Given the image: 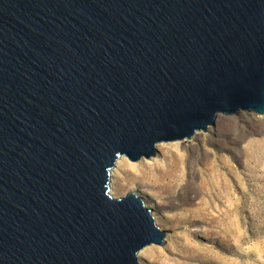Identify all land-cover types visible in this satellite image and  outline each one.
<instances>
[{"label": "water", "instance_id": "obj_1", "mask_svg": "<svg viewBox=\"0 0 264 264\" xmlns=\"http://www.w3.org/2000/svg\"><path fill=\"white\" fill-rule=\"evenodd\" d=\"M264 116V0H0V264L164 245L116 162Z\"/></svg>", "mask_w": 264, "mask_h": 264}, {"label": "rangeland", "instance_id": "obj_2", "mask_svg": "<svg viewBox=\"0 0 264 264\" xmlns=\"http://www.w3.org/2000/svg\"><path fill=\"white\" fill-rule=\"evenodd\" d=\"M173 167L176 182L165 171ZM162 170V181L148 180ZM111 173L112 197L137 194L155 210L156 225L166 233L163 246L145 248L152 255L138 254L140 264H184L174 258L192 254L172 251L189 238L187 231L195 236L190 247L210 264H264V118L219 116L209 132H198L184 143L160 144L149 161L125 158ZM223 186L228 195L211 197L208 204L210 189ZM190 214L199 222L177 229Z\"/></svg>", "mask_w": 264, "mask_h": 264}, {"label": "bare ground", "instance_id": "obj_3", "mask_svg": "<svg viewBox=\"0 0 264 264\" xmlns=\"http://www.w3.org/2000/svg\"><path fill=\"white\" fill-rule=\"evenodd\" d=\"M260 117H262V118H264V116H260ZM218 118V117H217ZM215 125V124H214ZM213 126H209L208 128H207V131L206 132H209L210 131V128H212ZM198 132H196L195 134H194V136L193 137H191V138H194L195 136H196V134H197ZM204 133V132H203ZM190 138V139H191ZM190 139H185L186 141L187 140H190ZM185 140H182L183 141V143L185 142ZM183 145V144H182ZM124 160H125V158H120L117 162H116V165H115V167L114 168H116V166L117 165H119V164H124ZM159 164V163H158ZM156 166V167H155ZM155 166H153L154 168H156L157 169V166L158 165H155ZM113 172H114V169L112 170ZM111 171V172H112ZM165 171L167 172V174H168V178H170V180L171 181H173V182H176L177 181V176H176V172H177V170H175V167H173V168H167V169H165ZM160 172V174L158 175V173H156L158 176H154V178H148V180L149 181H152V183L153 182H155V184H157V182L158 181H162L163 180V170L162 171H159ZM112 174V173H111ZM165 175V174H164ZM110 179H111V175H110ZM112 182V181H111ZM161 183V182H160ZM110 185H111V183H110ZM226 184H224V186H225ZM215 186H218V184H215ZM223 186V189H219V188H214L212 191H211V189H210V191L208 192V194H207V198H208V204H209V202H211V200H210V198L211 197H226L227 195H228V192H226L227 190H226V187H224ZM110 189H111V192H110V194L112 195V191H114V188H113V186L111 185L110 186ZM206 196V195H205ZM144 202V201H143ZM145 204V203H144ZM146 205V204H145ZM150 205H152V204H150ZM147 207H148V205H146ZM154 207V206H153ZM152 208V206H149V209L152 211L151 212V214H152V216H153V218L155 219V217L154 216H156L155 215V210L153 209H151ZM235 209H236V213H237V207H235ZM238 214V213H237ZM194 214L193 215H191L190 214V216L188 217V218H186V220H181L179 223H178V225L176 226V228L177 229H180L181 228V226L184 224H188V228H190V227H192L194 224H197L199 221L198 220H195V219H193L194 218ZM157 217V216H156ZM159 217V216H158ZM160 218V217H159ZM161 220H163L164 218L163 217H161L160 218ZM191 229V228H190ZM188 233V235H189V238L186 240V241H184L183 242V244H182V246H177V248H176V250H175V248H174V246H173V244H172V246H173V251H172V253H175L176 255H177V252H180V253H183V254H192V255H186V256H183L182 258H180L179 256H177V257H175L174 259L176 260V261H178V262H180V259H182L183 261V263L184 264H210V260L208 259V257L207 256H204V254L202 253V252H199V251H194V249L193 248H191L190 246H193V245H191V241H193L194 239V235L191 233V231H187ZM198 249V248H197ZM182 250V251H181ZM239 250V249H238ZM148 251V250H147ZM147 251H145V249H143L142 250V252H145L147 255H152V253L154 252V251H149V252H147ZM139 253H141V251L139 252ZM138 253V254H139ZM140 256H142L143 257V253L142 254H139V258H140ZM205 258V259H204ZM139 262H140V260H139ZM181 262V263H182ZM141 263V262H140Z\"/></svg>", "mask_w": 264, "mask_h": 264}]
</instances>
